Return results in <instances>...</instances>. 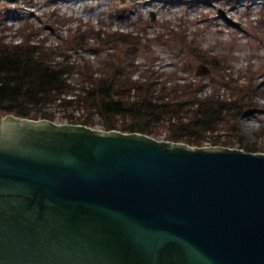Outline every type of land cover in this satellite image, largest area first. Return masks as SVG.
I'll use <instances>...</instances> for the list:
<instances>
[{"label": "water", "instance_id": "water-1", "mask_svg": "<svg viewBox=\"0 0 264 264\" xmlns=\"http://www.w3.org/2000/svg\"><path fill=\"white\" fill-rule=\"evenodd\" d=\"M0 264H264V153L0 117Z\"/></svg>", "mask_w": 264, "mask_h": 264}, {"label": "rangeland", "instance_id": "rangeland-1", "mask_svg": "<svg viewBox=\"0 0 264 264\" xmlns=\"http://www.w3.org/2000/svg\"><path fill=\"white\" fill-rule=\"evenodd\" d=\"M54 1L61 4L56 12ZM4 33L14 44L80 61L83 74L69 76L72 94L90 68L121 67L136 80L149 77L154 89L188 85L212 99L236 100L230 90L237 88L243 143L264 146V0H0V40ZM204 66L208 71L197 75ZM46 111L59 123L87 118L77 105ZM91 120L101 129L97 115Z\"/></svg>", "mask_w": 264, "mask_h": 264}, {"label": "trees", "instance_id": "trees-1", "mask_svg": "<svg viewBox=\"0 0 264 264\" xmlns=\"http://www.w3.org/2000/svg\"><path fill=\"white\" fill-rule=\"evenodd\" d=\"M0 113L39 119H54L47 107L81 106L87 112L84 124L93 125V115L106 130L141 132L175 142L202 146L205 142L248 151L264 146L244 144L238 118L242 94L236 101L220 94L200 97L188 87L154 89L148 78L135 80L124 68L99 72L90 68L75 100L62 98L70 90L69 76L83 74L77 59H55L41 46L0 40ZM7 45V47H6ZM129 68V66H127ZM142 83V84H141ZM222 132V133H220ZM264 138V129L262 130Z\"/></svg>", "mask_w": 264, "mask_h": 264}, {"label": "bare ground", "instance_id": "bare-ground-1", "mask_svg": "<svg viewBox=\"0 0 264 264\" xmlns=\"http://www.w3.org/2000/svg\"><path fill=\"white\" fill-rule=\"evenodd\" d=\"M49 8H50L52 11L56 12V11H58V10L61 8V4H60L59 2H57V1H54V2L51 4V6H49ZM3 27L8 29V26H7V25H4V24H3ZM6 35H7L6 33H4V34L2 35V42H4V41L6 42V37H5ZM7 42H8V43H11L10 40H8Z\"/></svg>", "mask_w": 264, "mask_h": 264}]
</instances>
